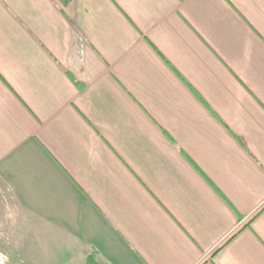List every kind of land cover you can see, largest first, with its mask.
<instances>
[{"label":"crops","instance_id":"0c3cea01","mask_svg":"<svg viewBox=\"0 0 264 264\" xmlns=\"http://www.w3.org/2000/svg\"><path fill=\"white\" fill-rule=\"evenodd\" d=\"M0 183L8 264H264V0H0Z\"/></svg>","mask_w":264,"mask_h":264},{"label":"rangeland","instance_id":"374dc122","mask_svg":"<svg viewBox=\"0 0 264 264\" xmlns=\"http://www.w3.org/2000/svg\"><path fill=\"white\" fill-rule=\"evenodd\" d=\"M5 194L6 193L2 190L1 183H0V264H8L6 261V257L2 250L3 249L2 244H5V242L7 241V237H6L7 232L5 231V218H6L5 213L9 214V212L7 211L9 210V207H8L9 198L6 197ZM14 256L10 255V257L18 260L19 262H15V263L11 262L12 260L11 259L9 264H37V262L29 263V262L21 261L20 257L16 258V255ZM33 259L36 260V258H33Z\"/></svg>","mask_w":264,"mask_h":264},{"label":"trees","instance_id":"16d2710c","mask_svg":"<svg viewBox=\"0 0 264 264\" xmlns=\"http://www.w3.org/2000/svg\"><path fill=\"white\" fill-rule=\"evenodd\" d=\"M67 0H63V2H66ZM87 264H99L94 259H88Z\"/></svg>","mask_w":264,"mask_h":264}]
</instances>
